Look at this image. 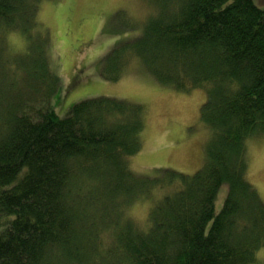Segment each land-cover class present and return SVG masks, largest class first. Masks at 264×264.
Wrapping results in <instances>:
<instances>
[{"label": "trees", "instance_id": "1", "mask_svg": "<svg viewBox=\"0 0 264 264\" xmlns=\"http://www.w3.org/2000/svg\"><path fill=\"white\" fill-rule=\"evenodd\" d=\"M41 1L0 0V264H258L264 199L246 145L264 135V8L148 0L154 12L105 55L111 79L137 57L166 84L206 89L200 117L213 131L203 165L148 176L129 159L143 147V103L102 95L57 112L61 77L47 57ZM13 31L27 41L22 53L8 50ZM156 187L171 189L143 230L123 209Z\"/></svg>", "mask_w": 264, "mask_h": 264}, {"label": "rangeland", "instance_id": "2", "mask_svg": "<svg viewBox=\"0 0 264 264\" xmlns=\"http://www.w3.org/2000/svg\"><path fill=\"white\" fill-rule=\"evenodd\" d=\"M256 1L264 8V0ZM154 10L148 0H42L39 18L50 36L47 57L50 67L61 77L51 100L62 116L75 102L102 95L143 103V147L129 157L133 171L154 176L170 168L191 174L203 165L213 131L200 117L206 89L185 90L166 84L137 57L125 64L126 68L116 79L102 73L104 57L116 41H126L125 36L132 35L127 27L138 31ZM5 42L11 54L22 53L27 47L19 31L7 33ZM246 147L248 177L264 199V135L249 138ZM170 189L156 187L133 197L123 209L124 216L139 228L148 229L153 206ZM226 192V186H222L215 204L217 212L222 208ZM257 256L258 264H264V245Z\"/></svg>", "mask_w": 264, "mask_h": 264}]
</instances>
